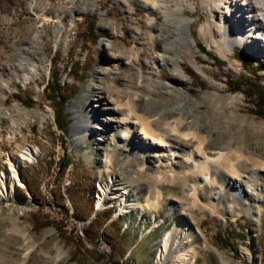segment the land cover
<instances>
[{"label":"rangeland","instance_id":"rangeland-1","mask_svg":"<svg viewBox=\"0 0 264 264\" xmlns=\"http://www.w3.org/2000/svg\"><path fill=\"white\" fill-rule=\"evenodd\" d=\"M160 2L168 18L150 21L141 0H0V264H264V169L257 167L264 163V118L228 85L264 90V46L251 41L242 21L233 49L222 48L230 27L219 22L222 6L228 2L231 13L235 2ZM178 18L188 20L176 39L186 38L189 50L165 38ZM20 58L23 71H9ZM172 68L183 71L182 82ZM52 72L73 95L67 133L56 128L45 97ZM124 87L156 132L177 143L173 161L159 162L137 133L121 138L119 114L100 131L105 114L95 99L112 106L121 99L113 90ZM180 116L181 133L194 141L166 127ZM74 123L86 133L74 135ZM199 140L226 153L209 183L185 163ZM229 164L242 179L238 189L228 184ZM102 213L113 233H123L115 244L100 238V223L90 225L91 239L83 233Z\"/></svg>","mask_w":264,"mask_h":264},{"label":"bare ground","instance_id":"bare-ground-1","mask_svg":"<svg viewBox=\"0 0 264 264\" xmlns=\"http://www.w3.org/2000/svg\"><path fill=\"white\" fill-rule=\"evenodd\" d=\"M161 0H141L143 6L148 11L150 15V21H153L156 17L161 19H167L168 15L163 9V6L160 4ZM234 4L231 5L232 12L230 13L226 6H222L224 12L219 18V22L228 21L230 23L229 30L224 29L221 33V46L225 50L226 53H229L234 46V35L238 32L241 28L242 23L244 22L249 25L247 29L249 31V38L251 41L259 42L260 45L264 46V0H230ZM226 2V1H225ZM233 13V15H232ZM240 15V17H239ZM188 20L183 18L175 19V22L170 26V28L165 32V38L173 39L175 42L180 43L183 46H186L187 49H190V44L186 38H182L177 40L180 35V32L183 30L188 29V25L186 24ZM243 21V22H242ZM228 28V27H227ZM203 29V26L200 30ZM252 29H257V31L251 34ZM161 31H158L159 35ZM219 33V32H218ZM217 33V34H218ZM248 35V34H246ZM164 37V36H163ZM177 38V39H176ZM211 43V42H210ZM172 44V43H171ZM212 45V44H211ZM210 45V46H211ZM213 47L215 45H212ZM166 50V48H164ZM218 53V52H217ZM264 53V52H263ZM264 55V54H263ZM222 56V55H221ZM21 59V58H20ZM164 60V57L158 58V61ZM170 62V60H168ZM23 59H21L17 64L8 67L9 71L19 69L23 71ZM194 70L199 74L203 75L204 71L198 67H194ZM173 76L172 78L176 81L182 82L183 81V71L178 70L176 68H172ZM32 75V69L28 70L23 74V78H29ZM154 82V81H153ZM154 84V83H153ZM157 84V83H155ZM158 84H161L158 82ZM167 86L168 85H164ZM170 86V85H169ZM139 89V88H138ZM127 88L124 87L123 89H114L113 91L117 94V97H121L119 101L112 102V106H109V102L104 100L103 98H96L95 102L99 103L102 106L101 110H103V114L105 116L100 118L98 121L100 126L99 129L101 132L104 129H110L112 123H114L112 118L119 114L121 120L119 122L126 126V132L123 137L129 136L132 132L137 133L141 137V140L144 142H148L150 146L155 148V155L154 156L159 162H166V161H173L176 157V142L169 141L168 136L160 135L156 132L153 128V120L145 116L141 110L138 109L137 105L135 104L134 100L127 97ZM122 109V112L120 111ZM156 115V114H155ZM150 116V115H149ZM110 117V118H109ZM116 118V117H115ZM157 118V117H156ZM115 120V119H114ZM184 119L180 116L175 118L172 122H166L165 125L168 130L172 133L180 134L185 140H192L194 141L197 136L192 133H181V126L183 125ZM81 124L74 123L72 124V131L74 135L80 136L86 133L87 127L84 125L80 127ZM85 127V130H84ZM191 143V142H190ZM224 148H218L214 150H208L206 146L203 144L201 140L195 142V144H191V146L187 150L185 163L188 166L190 171H196L201 173V180L203 183H209L214 181L215 179L212 177L213 174L216 173L218 168L224 163V159L226 158V153L223 152ZM261 160V159H260ZM264 160V159H263ZM252 162V161H251ZM254 164V163H253ZM257 166L259 169H264V163H258ZM163 166V165H162ZM219 166V167H217ZM168 168V167H167ZM215 168V170H214ZM215 173H214V171ZM13 173L16 174V169L12 166ZM227 171L229 173V181L228 184L232 187H236L237 189L240 188L239 184L242 183L241 177L236 173L232 164H229L227 167ZM254 174V173H253ZM193 193L196 192L197 186L193 185L192 187ZM185 233L183 236L180 237L179 245L184 244Z\"/></svg>","mask_w":264,"mask_h":264},{"label":"trees","instance_id":"trees-1","mask_svg":"<svg viewBox=\"0 0 264 264\" xmlns=\"http://www.w3.org/2000/svg\"><path fill=\"white\" fill-rule=\"evenodd\" d=\"M94 23H90V25L87 28L88 34H90L92 37H94ZM95 38V37H94ZM198 49L201 53L208 55L209 53L206 51V49L201 45L197 44ZM55 56V55H54ZM54 58V57H53ZM53 58L51 62L55 65L56 61H53ZM211 59H214L212 56H210ZM238 58L240 59L242 65L244 68L249 69L251 67V63L246 60L243 57H240L238 55ZM75 65H73L74 67ZM76 68V66H75ZM76 71V69H73ZM255 78H257L255 76ZM229 89L233 92L242 91L247 97L248 100L252 102L253 107L249 110L251 114H254L257 117L264 118V90L260 88L258 85L255 84H247L246 89H243V83L241 81H229L228 82ZM45 91V97L47 100L51 102L53 105L54 110V123L58 130L62 131L63 133H67L69 129V123L68 116L66 114V108H67V102L71 98L72 92L66 93V89L64 87V84L60 80V75L57 73H51L50 78L47 80L46 85L44 87ZM26 105H30L33 103V101H27L25 102ZM68 165L67 162L61 161L59 164L60 167L63 169L66 168ZM27 192L31 194H35V191L31 189L30 185L28 183L25 184ZM22 203L24 201H21ZM107 217L103 215V213L97 214L94 219L90 222L87 229H84L83 233L91 239L90 235L88 234V229L90 228V225L93 223L99 224V228H97V232L100 231V238L105 239L111 244L117 243V241L122 237L123 233L119 232L118 234L113 233L109 228L111 226V223L106 225ZM263 253V250H261Z\"/></svg>","mask_w":264,"mask_h":264}]
</instances>
